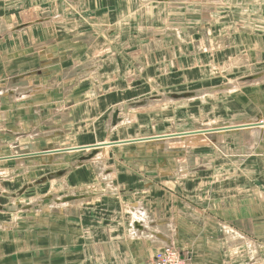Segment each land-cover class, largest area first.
Segmentation results:
<instances>
[{
  "label": "crops",
  "instance_id": "1",
  "mask_svg": "<svg viewBox=\"0 0 264 264\" xmlns=\"http://www.w3.org/2000/svg\"><path fill=\"white\" fill-rule=\"evenodd\" d=\"M188 1L0 0V264H264V0Z\"/></svg>",
  "mask_w": 264,
  "mask_h": 264
},
{
  "label": "rangeland",
  "instance_id": "2",
  "mask_svg": "<svg viewBox=\"0 0 264 264\" xmlns=\"http://www.w3.org/2000/svg\"><path fill=\"white\" fill-rule=\"evenodd\" d=\"M214 1L215 0H189L188 2H186V3L182 4V5H183V9H184L185 12L194 13V14H196L195 16H197V14H200V12H202V11H209L210 10V5H208V4H210V3H211V5L214 4L215 3ZM216 1H218L219 4L222 2V0H216ZM229 2L236 3L235 7H237V8H239V6L241 5L240 4V0H229ZM213 7H214V5H213ZM137 23L139 25L142 24L141 21H138ZM89 27H91V26L89 25ZM250 61H252V62H250V63L249 62H245L243 64H240L242 66L237 65L239 67L236 66V68H233L231 73L223 72L222 74L218 75L217 78L221 79L223 81H227V79H235L236 77L249 75V74H252L253 72L259 71V70H261L263 68L262 65H264V56H262L259 60L255 59V57H254V59L250 58ZM190 86H191L190 84L184 83L183 85H179V87H175L173 90L181 91V90H184V89H189ZM258 93H264V85L263 86H259V87H254V88H244V89H241L239 92H237L235 94H231V95H229V94L228 95H220L219 96L220 97V102L218 101V103H217L218 105H215L216 103H214V100L211 101L210 99H208L206 102L210 106H212V114L214 116H216L218 119H235L236 118L235 115L237 113H240V107L242 106L241 97L243 96L244 98H250V97L261 98ZM263 96H264V94H263ZM197 104H199V103H197ZM225 104H227L226 106H228V110L225 109ZM196 107H197L196 105L190 104V105H187V107H185L183 109V110H186L185 111V115L190 117V118H192V119H188V120H190L189 122H192V120H197L199 116H200L201 119L206 118L205 115L202 112L200 114L195 112V111H197ZM171 113H172L171 111L168 112V114H170V116H171ZM260 124H262V125H260ZM244 125H247V124H244ZM249 125H257L261 129L264 130V121L263 122H259V123L258 122H254L253 124H249ZM240 126H243V124H241ZM221 127H223V126H220V127L217 126V128H221ZM213 128H215V127H213ZM213 128L199 130V132L208 131V130H210L212 132L214 130ZM192 132H196V131L184 132V133L182 132L180 134H183L182 137H184V139L185 138H187V139H196V138H194L196 136H192V134L188 135V136L185 135L187 133H192ZM245 132H246V135L248 134L249 139L255 138L252 135V133H250L248 130H245ZM206 133L208 134L210 132H206ZM220 133H222V132H220ZM174 135H176V134L174 133ZM208 135H210V134H208ZM197 137L201 138V136H197ZM199 141H202V140L199 139ZM200 155L204 156L206 154L202 153ZM194 157H197V156H194ZM236 251H239V248H236V250H234V252H236ZM247 253H248L247 259L250 262L254 263L255 260H256V255H254L252 252H248V251H247ZM150 258H148L147 260H149ZM147 260H145L143 262V264Z\"/></svg>",
  "mask_w": 264,
  "mask_h": 264
},
{
  "label": "built area",
  "instance_id": "3",
  "mask_svg": "<svg viewBox=\"0 0 264 264\" xmlns=\"http://www.w3.org/2000/svg\"><path fill=\"white\" fill-rule=\"evenodd\" d=\"M144 264H186V260L178 250L167 246L157 251Z\"/></svg>",
  "mask_w": 264,
  "mask_h": 264
},
{
  "label": "water",
  "instance_id": "4",
  "mask_svg": "<svg viewBox=\"0 0 264 264\" xmlns=\"http://www.w3.org/2000/svg\"><path fill=\"white\" fill-rule=\"evenodd\" d=\"M249 80H252V79H254V78H248ZM180 96H178V95H173V96H171V98H174V99H176V98H179ZM182 97H185V96H182ZM116 115H117V112H115L114 114H113V123H116ZM96 150H97V148H93L92 149V152H91V154L88 156V157H85V158H83V160L84 159H89V158H91L94 154H96Z\"/></svg>",
  "mask_w": 264,
  "mask_h": 264
},
{
  "label": "bare ground",
  "instance_id": "5",
  "mask_svg": "<svg viewBox=\"0 0 264 264\" xmlns=\"http://www.w3.org/2000/svg\"><path fill=\"white\" fill-rule=\"evenodd\" d=\"M238 84H239V83H238ZM238 84H237V85H238ZM138 107H139V106H138ZM104 154H105V153H104ZM1 177H2V176H1ZM139 216H140V215L137 214V217H136V218L140 219ZM138 221H139V220H137V222H138Z\"/></svg>",
  "mask_w": 264,
  "mask_h": 264
}]
</instances>
